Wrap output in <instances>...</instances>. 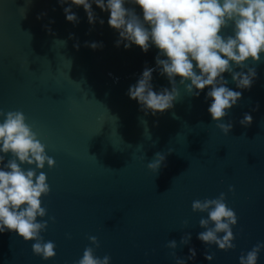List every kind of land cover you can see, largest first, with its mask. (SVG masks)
<instances>
[{
	"label": "water",
	"instance_id": "obj_1",
	"mask_svg": "<svg viewBox=\"0 0 264 264\" xmlns=\"http://www.w3.org/2000/svg\"><path fill=\"white\" fill-rule=\"evenodd\" d=\"M0 264H264V0H0Z\"/></svg>",
	"mask_w": 264,
	"mask_h": 264
}]
</instances>
